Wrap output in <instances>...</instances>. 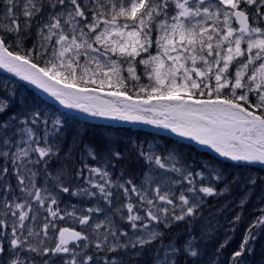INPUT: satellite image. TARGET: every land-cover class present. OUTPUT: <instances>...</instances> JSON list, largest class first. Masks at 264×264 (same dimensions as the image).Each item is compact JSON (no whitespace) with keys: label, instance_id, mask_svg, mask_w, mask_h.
Instances as JSON below:
<instances>
[{"label":"snow or ice","instance_id":"1","mask_svg":"<svg viewBox=\"0 0 264 264\" xmlns=\"http://www.w3.org/2000/svg\"><path fill=\"white\" fill-rule=\"evenodd\" d=\"M0 69L241 168L98 144L0 81V264H223L245 221L228 264H248L264 237V177L243 168L264 167V0H0Z\"/></svg>","mask_w":264,"mask_h":264},{"label":"trees","instance_id":"2","mask_svg":"<svg viewBox=\"0 0 264 264\" xmlns=\"http://www.w3.org/2000/svg\"><path fill=\"white\" fill-rule=\"evenodd\" d=\"M17 80L20 81L19 79ZM20 82H23V81H20ZM25 86L29 88L26 94L27 102L30 104L39 103L40 105V99L43 98V95L39 91L34 90L28 84H26ZM57 108L61 112L67 111L69 113L68 111L69 109L65 108L62 105H59V107ZM72 116L73 114L69 113V117H72ZM69 126L72 128H78L84 131L85 138L87 140L96 142L98 144H103L105 139L123 142L125 141V139H123L124 136L126 135L132 136L135 132V129L133 127L117 128L112 125L105 126L101 123H94V122H88V121L85 122L83 120H79L77 122L72 121ZM136 136H137L136 139L152 140L161 146H164V145L172 146V145L180 144L183 148L186 149V151H188L187 154L190 158L208 159V158H211V156L214 157V154L211 152L199 153L198 150L195 149L194 146H190V144L182 143L181 141L177 139L176 141L172 137H168L166 135H162L157 132L137 129ZM123 146H124L123 143H121V147ZM225 163H226L225 166H227V168H229L232 165V163L229 161H226ZM229 171H233V170L229 169ZM244 230H245V224L243 222L236 226V232L234 234V239L229 245V248L225 251L224 255L221 257L223 264H228V255L230 251L239 244L241 237L244 234ZM175 231L180 232L181 229L177 228ZM223 233L224 231L221 229V231L218 232V235L222 237ZM165 242L167 243V240ZM214 246H215L214 244H209L208 245L209 251H211V249ZM248 264H264V237H260L259 239H257L255 243L254 254L248 258Z\"/></svg>","mask_w":264,"mask_h":264},{"label":"rangeland","instance_id":"3","mask_svg":"<svg viewBox=\"0 0 264 264\" xmlns=\"http://www.w3.org/2000/svg\"><path fill=\"white\" fill-rule=\"evenodd\" d=\"M17 79H19V78L13 77V76H11V74L7 73L5 70L0 69V81H13V82H15V84L19 88V96L21 97V99H26V94H27V92L29 90V88H27L25 86L27 82H25V81L20 82ZM44 94H46V93H44L42 91L43 98L40 99V105H39V103H35V104H32V105L37 106L38 108H40V109H42V110H44V111H46L48 113H54L56 116L67 120L69 125L71 124L72 121L77 122L79 120H84V119L85 120H89V121H94L96 123L98 122L97 117L93 118L92 116H90L88 114L82 115L79 112H77V110L69 109L68 111H69L70 114H75L74 119L71 121V118L69 117V113L67 111L66 112H61V111L58 110L57 107H59V105H61V104L58 101H56L53 97L49 96L48 94H46V97H45ZM114 124H115V127H117V128L133 127L135 129V132H134V134L132 136H127L126 135L127 137L124 136L123 139L127 140L129 138H132V139H136L137 138V136H136L137 128H135L133 125H129L127 123H124V125L119 126L118 123H116V122H114ZM149 141H152V140H149ZM153 142L156 143L155 141H153ZM216 157H218V156L216 155ZM219 159H222V158L218 157V159H217L218 162H221L223 165L226 164L225 162H223L222 160H219ZM73 202L75 203L76 201L73 200ZM223 215H224V217H221L219 219V224H218L219 231L218 232L221 231V227H222L224 232L227 231L228 228H229L228 220L231 217H228V213H225ZM244 223H246V221Z\"/></svg>","mask_w":264,"mask_h":264},{"label":"water","instance_id":"4","mask_svg":"<svg viewBox=\"0 0 264 264\" xmlns=\"http://www.w3.org/2000/svg\"><path fill=\"white\" fill-rule=\"evenodd\" d=\"M28 85L31 86V87H34L36 90H38L42 94V91L40 89L36 88L34 85H30V84H28ZM44 96L46 97V94H44ZM97 118L99 120L98 123L105 122V121L112 122V123L116 122V123H118L119 126L122 125V124H124V123H127L129 125H133L134 127L138 128V129H141V130H149V131L157 132V133H160V134H163V135H166V136H175V137H177V138H179V139H181L183 141H187V142H190L192 144H197V143H195L193 141H190V140H188L186 138H181V137L177 136L176 134L171 133L168 130L156 128L154 126L143 125V124H134V123L124 122V121H119V120H114V119H110V118H99V117H97Z\"/></svg>","mask_w":264,"mask_h":264},{"label":"flooded vegetation","instance_id":"5","mask_svg":"<svg viewBox=\"0 0 264 264\" xmlns=\"http://www.w3.org/2000/svg\"><path fill=\"white\" fill-rule=\"evenodd\" d=\"M197 150L199 153H207L209 151V149H203V148H198ZM220 160H222V159H220Z\"/></svg>","mask_w":264,"mask_h":264}]
</instances>
